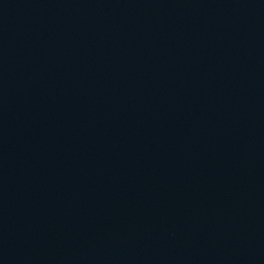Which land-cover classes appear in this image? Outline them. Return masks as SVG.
I'll use <instances>...</instances> for the list:
<instances>
[{"label":"water","instance_id":"obj_1","mask_svg":"<svg viewBox=\"0 0 264 264\" xmlns=\"http://www.w3.org/2000/svg\"><path fill=\"white\" fill-rule=\"evenodd\" d=\"M0 264H264V0H0Z\"/></svg>","mask_w":264,"mask_h":264}]
</instances>
